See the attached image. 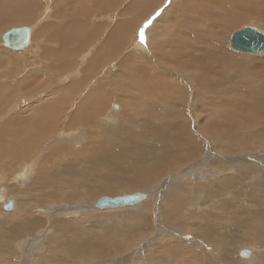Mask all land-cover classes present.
<instances>
[{"label":"bare ground","instance_id":"6f19581e","mask_svg":"<svg viewBox=\"0 0 264 264\" xmlns=\"http://www.w3.org/2000/svg\"><path fill=\"white\" fill-rule=\"evenodd\" d=\"M35 1L36 0H0V29L2 30V28L8 25H13L1 32L0 47L3 46L1 35L11 28L30 27L31 29L29 42L22 49L13 50L3 46L4 50L1 49L0 53L15 54L21 52L19 53L21 56L23 55L22 51L32 45L31 40L33 38V32L35 31L34 26L31 24L23 25L22 23L26 20L32 21L35 18V16H29L30 13L35 14L33 7V2ZM66 1L64 0L65 3ZM108 1L110 0L100 5V1L96 0L95 3L92 2L91 7L89 4H84V6L78 4L77 12H73L75 13L74 19L73 16H71L68 21L74 23L75 19L80 20L69 27V32L74 30L75 35L72 37L64 36L60 38L62 41H59L62 43L60 44V49L54 53L60 52L63 56L58 57L53 63L51 62V66L61 68L65 71L67 70L64 69L65 67L68 68L69 65H72L70 58L73 59L75 57L71 55V48L73 47V43H76V35L82 36L83 34V36L86 37H90L91 35V26L86 24L89 18L87 11L92 9V11L96 13L95 16H92L93 18L96 16L102 18V13H108L109 7L111 5L114 6L113 2V4L110 5ZM141 1L136 0L132 5L128 4L132 6V8H129L133 14H136V10L141 6ZM164 1L161 2L164 3L160 6L161 8L159 7L160 3L157 2L159 3V5H157L158 8L161 9L160 15L158 13L156 16L158 17L159 15L157 21L152 22L156 17H150L156 9H152L153 11L151 10L152 12L147 14L148 16H144L142 20L138 18L140 16H135V18H137V27L141 26L149 17L153 24L150 25L149 32V26H147L141 29L139 33L135 32L130 36L128 35L130 38L127 39V41L129 40L128 44L134 42L135 45L132 44L134 48L138 50H132L130 55L129 53L125 55L129 56L130 62H134L138 57L149 61L155 58V55H158L156 53L162 56L165 53L164 50H167V53L170 51V44H168L167 41L172 42V37L174 34H177V32L172 33L173 25H170V27L165 26L167 22L171 23V21L173 22L175 20L166 19L169 10H164L168 7L165 6L166 2ZM174 1L175 0H170V4ZM180 1L183 2L184 0ZM54 2L57 1H53L52 6H54V9L51 8L50 11L53 12V16L56 15V5ZM115 4L116 7H114L117 8L120 3L115 2ZM144 4L142 6L143 8ZM151 4H149V6H151ZM183 4L187 5L185 2H183ZM49 5H45L46 9L48 7L47 11L49 10ZM215 6L222 8V14H218L213 18L217 23L209 24L205 21L203 16H198L196 12L189 14L187 13L188 11L186 12V16L184 15L185 17L182 14L183 11H181L179 12L181 17L175 18L176 20L186 19L184 22L188 20V35L183 45L179 42L183 47L180 46L179 53H176L175 56L171 55V66H173V68L169 69L170 71L168 72L170 73L165 72L166 76L169 78L168 82L166 78V81L165 79L162 81L157 78L155 81L153 80L154 82L152 81L153 84L156 83L155 85L144 84L133 86L126 82L121 85H115L111 80L108 81L107 84H111L115 88L110 97L104 94V89H99L101 91L100 94L99 92H93L90 95L87 94V96L80 100V102L86 103H69L70 107L60 99V96L62 97V95L65 94V89L69 88L68 86L63 87L64 85H55L52 88L44 87L45 89L43 90H41V86L36 89L25 88L24 90H27L24 91V94L27 92L28 95L32 94L31 96L27 95L28 97H23L28 104H24L25 106L22 108H17L18 114H14V116H12L11 113L16 107L14 104H11L10 106H14L13 110L8 109V114L6 113L7 110L5 112L7 115L5 117H0L1 121L3 118H6L9 113L11 116L4 124H0V170L2 171L0 174V182L4 183L6 179L9 181L14 179L12 182L15 183L10 186L8 182H5L4 184L6 187H0V205H5L9 200H12L13 209L10 212L2 213V216L6 214L10 217L12 214L15 215V211H19V213H17L19 219H25V221L22 222L24 226L16 229V220H10L11 227L6 234V240H9L8 237H13L11 241L7 242H10L12 247L19 249L18 251L21 253L20 261L22 264H70L71 262H79V264H125L124 261L129 259V254H125L124 250L131 249V245H133L132 242H134L132 239L129 241L128 238L130 235H132L133 238L136 234L141 240L144 239L143 241H145L146 246H159L158 251L151 252L147 255L148 259L153 264H185L182 261L178 262L174 259L179 251L177 253L173 251V249L179 244H162V246H160L159 243L164 239L161 238L164 234L166 236L171 235V237L174 236L183 239L185 235H187V231L193 234L194 236L192 237L195 239L199 237V240L202 241V247L204 241H209L212 245L211 247H222V256L225 258L233 257L234 260L238 258L242 261H246V264L249 262L252 264H264L263 240L255 239L254 242H257L258 245H250L251 247H249L248 244H245L246 246L240 244L236 245V243L232 244L230 241L225 245L224 240L222 238L219 239L218 235H216L219 233L217 228L214 227L215 230L213 231L210 227L207 228L205 226L206 224L204 223L211 218L208 214L204 212L200 213V221L196 225L195 223L189 224L178 216L181 211V205L186 200L188 201V199L194 202L205 195L206 198L215 200L219 197L223 198V195L229 191V196L243 197L246 195L248 199L252 201L247 203L252 211H249L248 207L245 209L238 208V210L241 211L240 216H245L243 221L232 220L229 214L228 216H223L221 220H224L226 223L231 222L238 227L250 230V233H253V230L261 229L263 231L264 229V221L261 225L259 223V214H257L260 210L261 212L264 210V199H261V197L258 198V196H261L260 191L264 189V56L249 58L251 55H241L237 51H235V53L237 52L236 54L229 50L228 54L220 51V41L224 44L226 33H228L229 29L231 30V27L235 26L236 23L240 24L241 21L239 20L254 18L258 24L264 25V0H220L215 2ZM72 7L71 9H73ZM133 7L135 8L133 9ZM57 8H59V5ZM197 9L199 13L203 12L201 7H197ZM122 10L124 11V9ZM138 10L140 11V9ZM175 10H179V8H172L171 12ZM142 12L143 10L141 13ZM45 13L47 16L48 12ZM119 13H122V11H118L117 14ZM37 14L38 10H36L35 15ZM63 14L66 15L67 13L63 11ZM69 14L72 15L71 13ZM83 15L85 16V21H81ZM42 18L44 17L42 16ZM131 20L130 23H132ZM222 20L223 22H229L218 32L213 26L218 25ZM127 22L128 21H126V23ZM175 22L177 24L179 21ZM187 23L185 22V24ZM176 24L174 23V26H176ZM75 26L76 28L74 29ZM98 26V24H93L94 30H96ZM177 27L180 28V25ZM101 30H103V28ZM113 30L115 29L113 28ZM182 30L184 29H181V32ZM119 31H115L113 38H106L107 40L102 42V46L98 48L96 53L94 52L91 57L87 55V49L84 48L86 46H82V48L85 49L84 52L81 50L79 53L82 63L90 67L92 71L94 63L97 62L96 60L98 58L102 57L101 59H103L104 54L108 51H110V54H113V50L116 51L117 49L115 48L121 43V38L119 36L121 32ZM63 32L64 31L61 33ZM109 33L112 35L111 32ZM186 33L180 34L183 35ZM221 35L224 37H221ZM58 36L59 35H55V38ZM37 41L41 42L40 40ZM179 43L177 41V44ZM212 45L213 49H211ZM171 46L172 45H170V47ZM226 48H228V46ZM117 52L118 50L116 53ZM41 53L42 52H40V54ZM221 53H224L228 57L226 65H228V70L231 73L227 78L223 77L218 80L215 85L218 106L214 128L211 129V127L206 124L205 119L210 114L208 109H215V107L209 105L208 102L205 87L209 85L206 80V74L210 73V71L204 64V60L207 56L213 62L220 61L219 57ZM50 54L45 53L44 59H49ZM119 55H121V53ZM157 57L159 58V56ZM12 60H14V58ZM69 61H71V63ZM244 61L248 62L249 65L253 63H257L258 65L254 68L243 66L248 72L244 75L243 71L238 69V67L241 66L239 64L244 63ZM35 62L33 63L35 64ZM49 62L50 60L44 63L48 64ZM36 65H33V67ZM135 65L138 66L137 60ZM229 66L233 67L229 68ZM37 69L39 68L37 67ZM234 69L237 71L235 72ZM45 70L49 71L51 69L46 68ZM77 71L78 70H76V72ZM171 75L174 77L172 78ZM62 76L59 82L64 83L70 76H73V73L71 71ZM156 76L158 77L159 75ZM25 80H27V78ZM95 86L96 85L93 87ZM102 87L104 88L103 85ZM19 88L20 90L23 89L20 86ZM119 88L126 92L121 95V97L124 96V98L121 99L122 106L116 103L110 104V100L118 96ZM80 89H83V87ZM66 91L68 92L69 89ZM130 91L138 93L137 97H135V99L133 98V100L129 99L131 97L130 95L133 94ZM17 92L20 93L21 91L18 89L16 91L15 89L5 88L1 93L0 102L5 101L9 93L14 95ZM231 92L235 94L232 95L230 94ZM21 93L23 94V92ZM42 94H44V97L38 98L39 100H33L36 96ZM96 97H99L97 101L95 100ZM236 97L241 98L244 101L245 107L249 109V111H252L250 113L247 112L248 114L242 116L238 121L236 119H229V117L234 114L236 108L230 107L229 105ZM19 99L21 103L22 98L19 97ZM110 106L112 107L110 108ZM81 107H83V110ZM86 107H92L91 109L95 113L90 114V112H85L84 109ZM108 109L110 110L108 111ZM0 110L2 112V109ZM244 121H247V123H244ZM61 126H65V129H59ZM54 129L56 132L54 131L52 133V138L48 140L45 137L46 139L43 140V148L44 145H46L45 153L40 154L41 152H38L40 155H34L33 158L22 161L21 157L33 154L34 150L35 152L38 151V146L42 144L39 143V141L43 135L45 136L46 133ZM46 141H49L48 144H45ZM169 141L175 142L177 147L172 149L168 148L165 144ZM110 152L118 154H116L117 156L115 157L114 154H109ZM111 155L115 158L113 157V159ZM211 157L213 158L208 162ZM42 163L45 165H41ZM173 166L181 167L172 174L169 173V177L166 176L167 170L171 169ZM42 167H47L51 170L47 172ZM211 167L217 169L219 172L212 171L210 169ZM139 168L140 170L136 172L135 170ZM178 172L182 174L171 178V175L174 176ZM197 173L200 175H197ZM12 174L15 175H13L14 178ZM190 174L194 177L191 181H198L190 185L188 182L181 183L183 182L182 180L177 182L184 175L189 176ZM164 176H166V178ZM255 178H257L256 181L249 186L252 188V193H240L243 190L242 188H247L246 181ZM234 183L236 185H234ZM200 193L201 196H198ZM103 199L120 205L114 207H100L99 204ZM22 201L27 203H24V205ZM224 204L226 203H220L216 205L215 208L220 209L221 205ZM227 205L226 207L230 209L234 207L233 203L230 202ZM32 206H34L38 212L37 215H34L35 218L32 219H36V221L31 220L27 222L29 218L27 217V211L24 210L23 212L22 209L32 208ZM151 211L155 212L158 219L157 222L160 221L161 224H157V226L154 224V229L153 223H151ZM39 213L47 216L49 220L52 221L51 227L49 226L51 229L57 228L54 221L57 219L58 213L72 214L74 215L73 217H78V215H80L79 218L72 220L73 224L62 226L64 228L62 231H65L69 235V239H72H67L69 241H65L66 239H64V242L61 243L55 242L53 250L50 248L52 251L55 250V252L47 251L50 244L46 237L48 232L51 231L50 228H46L43 225L37 230L35 228L37 232L34 231L32 233L33 230L31 228L43 222ZM263 214L264 213H262V215ZM187 215L188 214L184 217H188ZM214 219L216 220V218ZM64 220L68 221V218L67 220L64 218ZM161 220L163 221L161 222ZM218 222L221 223L220 221ZM87 223L106 226L107 230L106 227H103L104 230L110 231L112 233L111 235L114 237H111V235H103V232L102 235H95L93 233L94 237H90L87 234L84 236L78 235L79 231L84 234L83 231L87 229ZM49 224L50 223H48V225ZM72 225L78 227H73ZM117 234H119V236H117ZM50 235L51 234H49V236ZM65 235L64 237L67 238ZM54 238L56 239L55 236ZM186 238H189V236H186ZM6 240L4 242H6ZM192 241V243L195 244L196 241ZM235 245L237 246V251L234 250ZM183 246L186 248L185 245ZM231 248L236 254H234ZM228 249L231 252L228 251ZM43 250L47 251L46 254H37V252ZM9 252H11V249ZM16 253L17 252L13 253V255ZM190 253L191 249L186 248L184 254L190 255ZM207 253L214 254L210 250ZM7 254L8 252L0 251V259L5 260ZM217 254L220 253L218 252ZM206 256L207 260L203 264H215V261L209 258L210 256L207 254ZM233 258L230 260L232 261ZM212 259L215 260L213 257ZM81 260L83 261L80 262ZM227 263L231 264L232 262L230 263V261H228ZM0 264L3 263L0 262Z\"/></svg>","mask_w":264,"mask_h":264},{"label":"rangeland","instance_id":"374dc122","mask_svg":"<svg viewBox=\"0 0 264 264\" xmlns=\"http://www.w3.org/2000/svg\"><path fill=\"white\" fill-rule=\"evenodd\" d=\"M52 1V2H51ZM53 1H57V2H54V4L58 7L59 5V8H57L55 6V14L53 16V12H50L51 11V8L54 9V6H52L53 4ZM60 1V3H59ZM66 1V0H65ZM70 1V2H69ZM107 1V0H106ZM105 1V2H106ZM127 1L129 0H110L108 1V3L113 4L114 6L116 5V3H122V4H125ZM159 0H156L153 2V4L157 3ZM194 1V2H193ZM216 1H220V0H184L183 2H185V4L188 5V12L189 14H191L192 12H196L198 16H203L205 21L209 24L211 23H217L213 20V18L218 15V14H222V8H219V7H216L215 6V2ZM49 2V3H48ZM75 2V3H74ZM83 2V3H82ZM92 2L95 3L94 0H67L66 3L64 2V0H36L35 2H33V7H34V12L36 14V10H38V14L35 15L33 13H30L29 16H35V18L32 20V21H25L24 23H22L23 25H33L34 26V29L35 31L33 32V38L31 40L32 42V45L29 46L26 50L22 51L23 52V55H19V53H15V54H7V53H0V96H1V93L4 91L5 88H8V89H15L17 91V89L21 92H23V94L20 92H17L15 93L14 95L12 94H8L7 97H6V100L5 101H1L0 102V109H2V112L4 110V112L2 113L1 110H0V117H5L9 110H13L14 106L16 107V109H14L12 111V116H14V114H18L17 112V108H22L23 106L26 105V103L28 104V102H26V100L23 99L24 96L28 97V96H31L32 94L28 95V92L26 94H24V90L25 88H38L41 86V90L45 89L44 87H53L55 85H64L63 87H66L68 86L69 88H66L65 89V94L62 95V97L60 96V99L62 102H64L65 104H67L69 107H70V104H73L74 102H76V104L78 103H81V104H84L86 102H80V100L82 98H84L85 96H87V94H92L93 92H99L100 94V90L99 89H104V94L107 96L110 97V95L113 93L114 91V86L111 85V84H107L108 81H113L115 83V85H121L123 83H129L133 86H140V85H144V84H147V85H155L156 83L153 84V82L158 78L162 81H164L163 79H167V82L169 80V78L166 76L165 72L166 73H170L168 71H170L169 69L173 68V66H171V55L175 56L176 53H179V48L181 46V44L183 45L184 44V41H185V38L187 37L188 33L187 32V28L186 27V24L184 21H179L177 24L180 25V28H178L175 21H177L175 19V21H173L171 23H168V25H173L172 26V29H173V32H177V34H174L173 37H172V42L170 41H167L168 44L172 45L170 47L169 45V49L170 51H168L167 53V50H164V55L160 56L159 53H156L158 55H155V58L151 59V60H146L148 62H146L143 58H137V64L138 66H136V60L133 62H130L129 61V56H125V54H128V53H125L123 54L121 52V55H119V52L116 53H113V54H110V51H108L106 54H104L103 56V59L101 58H98L94 63V68L92 69L91 71V68L88 67L87 65H84V63H82L81 61V55L79 54L81 52V50L83 49L82 48V43H80L79 41L82 40V38L76 43L74 42L73 43V47L71 48L72 50V56H74L75 58L71 59L70 60L72 61V65L67 68L65 67L64 69H67L65 71H63L61 68H57V67H53L51 66V62L53 63L58 57L60 56H63L60 52H57L56 54L54 52H56L57 50L60 49V44H62L61 42V37H64V36H68V37H72L73 35H75V32L74 30L72 32H69V27L72 26V24L76 23L77 21H80V20H76L75 19V22L74 23H70L68 22L70 17L73 16V19H74V14L77 12L78 10V6L79 5H82L84 6L85 5H88L91 7L92 5ZM113 2V3H112ZM166 2L165 4L167 5L168 4V0L164 1ZM183 2H181L180 0H175L173 3H171L167 8H165L164 10H169L168 11V16L166 17V19H173L175 15V18H180L181 17V14L179 12L183 11L182 13L184 15H186V8L187 6L183 4ZM68 3V4H67ZM50 4V5H49ZM79 4V5H78ZM159 3L155 4L156 6L158 5ZM164 4V3H160L159 7ZM45 5H49V10L47 11V9L45 8ZM75 5V7H74ZM77 5V6H76ZM73 6V7H72ZM114 6H110V7H114ZM155 6V7H156ZM66 7V8H65ZM71 7L76 10L74 11L73 9H71ZM109 7V8H110ZM116 7V6H115ZM197 7H201V9L203 10L202 13H199L198 12V9ZM65 10H64V9ZM158 8V6H157ZM155 10V12H153L151 14V18L153 17H156L157 14L159 13L160 15V12H161V7L158 8ZM172 8H179V10H175L174 12H171ZM46 10V11H45ZM69 10V11H68ZM90 10V11H89ZM87 11V14L89 15V18L87 19V22L88 23H93V24H97L101 19L98 18V16L96 17H92V16H95L96 13L92 11V9H89ZM48 12L49 14V17H48V14L46 16V13L45 12ZM63 11H65V13H67L66 15L63 14ZM191 11V12H190ZM75 12V13H73ZM43 13V14H42ZM62 13V14H61ZM69 13H71L72 15H70ZM177 13V14H176ZM158 15V17H159ZM42 16L44 18H42ZM188 16V15H187ZM190 16V15H189ZM40 17V18H39ZM46 17V19H45ZM158 17L157 20H158ZM77 18V17H76ZM155 18V19H156ZM36 19V20H35ZM42 19V20H41ZM254 18H251V19H247V20H239L241 21L240 24H235V26L231 27L232 29L230 30L229 29V32L226 33L225 35V42L223 44V42L220 41V51H223L224 53L228 54V50L232 53H235V50L233 51V49H231V47L229 46V39H230V36L231 34L238 30V29H241L243 27H246V26H251V27H255L257 29H260L264 32V25L263 24H258L257 21L252 20ZM151 19H149L148 21H146L145 23H143L141 29H144L146 28L147 26H149L148 28V32H149V29H150V25H151ZM156 20V21H157ZM185 20V19H184ZM251 20V21H250ZM81 21H85V16L83 15V17L81 18ZM98 21V22H96ZM238 21V23H239ZM38 22V23H37ZM114 22V21H112ZM149 22V23H147ZM229 21H224L223 20L221 21V23H219L218 25H215L213 26L215 28L216 31H220L223 26L226 25V23H228ZM105 23H108V21H106ZM174 23L176 24V26H174ZM109 24V23H108ZM21 25V24H19ZM91 26V24H89ZM260 25V26H259ZM13 26V25H12ZM11 25H8L6 26L5 28H2V30L0 29V34L1 32L7 30L9 27H12ZM136 27H137V23L135 25V30L132 31L131 35L134 34L136 32ZM170 27V26H169ZM263 27V28H262ZM49 28V29H47ZM76 28V26L74 27V29ZM180 30H178V29ZM4 29V30H3ZM68 29V30H67ZM177 29V31H176ZM181 29H184L182 30L181 32ZM175 30V31H174ZM62 31H64L63 33H61ZM68 31V32H66ZM186 31V32H185ZM179 32V33H178ZM66 33V34H65ZM182 33H186V34H183L181 35ZM71 34V35H70ZM39 35V36H38ZM54 35V36H53ZM55 35H59L58 37L55 38ZM62 35V36H61ZM186 35V36H184ZM51 36V37H50ZM177 36V37H176ZM179 36V37H178ZM37 37V38H36ZM85 37V36H84ZM181 37V38H180ZM221 37H224L223 35H221ZM39 38V39H38ZM45 40V41H43ZM55 38V39H54ZM68 39V38H67ZM130 39V38H129ZM178 39V40H177ZM37 40H40L41 42H38ZM98 40V35H94V46H97L98 44H96ZM227 40V41H226ZM38 43H37V42ZM61 41V42H59ZM177 41L178 43L181 42V44H177ZM83 43H86V42H83ZM134 44V42H131ZM130 43V52L134 49L133 48V44ZM137 44V43H136ZM30 45V44H29ZM38 45H39V48H38ZM135 45V44H134ZM218 45H219V41H218ZM48 48H47V47ZM127 46V44H126ZM228 46V48L226 47ZM37 47V48H36ZM46 47V48H45ZM182 47V46H181ZM4 47H0V50H4L3 49ZM30 48V49H29ZM183 48V47H182ZM39 49V50H38ZM211 49H213V45L211 46ZM31 50V51H29ZM78 50V51H77ZM84 50V49H83ZM183 50V49H182ZM217 50H218V46H217ZM8 51V50H7ZM134 51V50H133ZM145 51V50H144ZM172 51V52H171ZM36 52V53H35ZM39 52V53H38ZM40 52H42L40 54ZM84 52V51H83ZM96 53V49L95 50H91L90 51V54L88 53V55L91 57L93 53ZM130 52H129V55H130ZM238 52V51H237ZM236 52V53H237ZM30 53V54H29ZM45 53H48L50 54L49 56V59H44V54ZM59 53V54H58ZM77 53V55H76ZM172 53V54H171ZM224 53H221V56L219 57L220 61H215L213 62L209 57H205V60H204V64L207 66V68L209 69L210 73L206 74V80L208 81L209 85H207L205 87L206 89V92H207V96H208V102H209V105L215 107V109H208L210 114L209 116L206 117L205 119V122L208 126L211 127V129L214 128V122H215V119H216V115H217V97H216V83L218 80H220L221 78L223 77H228L230 75V71L228 70V65H226V61L228 59V57L224 54ZM235 53V54H236ZM241 55H247V56H250L249 58H257V57H261V56H264V51H261L260 53L258 54H248V53H242V52H239ZM5 54V55H4ZM37 54V56H36ZM79 54V56H78ZM8 55V56H7ZM115 55V56H114ZM253 55V56H252ZM12 56V57H10ZM114 56V57H113ZM118 56V57H116ZM159 56V58L157 57ZM9 57V59H8ZM110 57V58H109ZM116 57V58H115ZM166 57V58H165ZM4 58V59H3ZM8 60H7V59ZM14 58V60H12ZM19 61H18V59ZM26 58V59H25ZM30 60H29V59ZM38 58V59H37ZM157 58V59H156ZM161 58V59H160ZM17 59V60H16ZM28 59V60H27ZM32 59V60H31ZM156 59V60H155ZM160 59V60H159ZM170 59V60H169ZM10 60V61H9ZM44 60V61H43ZM50 62L48 64H45L44 62L45 61H49ZM74 60V61H73ZM161 60H164V61H161ZM7 61V62H6ZM10 63H9V62ZM12 61V62H11ZM27 61V62H25ZM32 61V62H31ZM37 61V62H35ZM42 61V62H41ZM71 61H69L71 63ZM35 62V64L33 63ZM87 62V61H86ZM23 63V64H22ZM26 63V64H25ZM166 63V64H165ZM37 64V65H36ZM82 64V65H81ZM87 64V63H86ZM98 64V65H97ZM103 64V65H102ZM33 65H36L39 69H37L36 66L33 67ZM74 65V66H73ZM238 67V69H241L244 73V75H246L248 72L243 68L244 67H247V68H254L255 66H257L258 64L257 63H253L252 65H249L248 62L244 61V63H240ZM43 68H41V67ZM164 66V67H163ZM120 67V69H119ZM230 67H233V66H229ZM46 68L48 69H51V70H45ZM54 68V69H53ZM36 69V70H35ZM44 69V70H43ZM97 69V70H95ZM33 70V71H32ZM73 73V76H70L64 83L62 82H59L61 81L62 79V75L66 74V73H69L71 72ZM76 70H78L76 72ZM68 71V72H67ZM81 71V72H80ZM98 71V72H97ZM118 71V72H116ZM234 71L236 72L237 70L234 69ZM85 72V73H84ZM34 73V74H33ZM52 73V74H51ZM70 75V74H69ZM72 75V74H71ZM156 75H159L158 77ZM28 76V77H26ZM91 76V77H90ZM155 76V77H154ZM172 78L174 77L173 75H171ZM2 77V78H1ZM60 77V78H59ZM88 77V78H86ZM27 78V80L25 79ZM93 78V80H92ZM151 78V79H149ZM47 79V81H46ZM165 79V81H166ZM20 80V81H19ZM85 80V81H84ZM154 80V81H153ZM9 81V82H8ZM28 83H26V82ZM153 81V82H152ZM21 82V83H19ZM57 83V84H56ZM20 84V85H19ZM72 85V86H71ZM94 85H96L95 87H93ZM102 85L104 86V88L102 87ZM3 86V87H1ZM8 86V87H7ZM19 86L23 89L20 90ZM71 86V87H70ZM18 87V88H16ZM81 87H83V89H80ZM75 90H74V89ZM33 89V90H34ZM40 89V88H39ZM69 89V91L67 92L66 90ZM31 90V91H33ZM40 90V91H41ZM79 90V91H78ZM38 91V90H37ZM36 92V91H35ZM132 92L133 94L130 95L131 97L129 98L130 100H133V98L135 99V97H137L138 93L134 92V91H130ZM128 92V93H130ZM191 92H192V88H191ZM124 93H126L125 91H123L121 88H119V94L117 97H113L111 100H110V104L112 103H116V104H119L120 106H122V100L124 98V96L121 97V95H123ZM18 94V95H17ZM22 94V95H20ZM38 94V93H37ZM187 94V93H186ZM230 94L234 95L235 93L231 92ZM28 95V96H27ZM43 95V96H42ZM40 96H36L33 100H37L38 98H42L44 97V94H42ZM19 97H21V103H20V99ZM99 97H96L95 100L97 101ZM156 98V97H154ZM18 99V100H16ZM63 99V100H62ZM86 99V98H85ZM121 101H120V100ZM16 100V101H15ZM24 100V101H23ZM39 100V99H38ZM93 100V101H95ZM23 101V102H22ZM14 102V103H13ZM25 102V103H24ZM38 102H41V101H38ZM16 103V104H15ZM20 103V104H19ZM37 103V102H36ZM35 103V104H36ZM70 103V104H69ZM263 103H264V100H263ZM13 105L14 106H10V105ZM25 104V105H24ZM92 104V103H91ZM22 105V106H21ZM230 107H236L235 108V112L234 114H232L229 119L230 120H234L236 119L237 121L241 119L242 116H245L247 115L248 113L247 112H252V111H249V109H247L244 105V101L241 99V98H237L235 100H233L230 105ZM8 107V108H7ZM10 107V108H9ZM112 106H110L111 108ZM12 108V109H11ZM92 107H86L84 110L85 112H90L91 113H95L92 109ZM241 108V109H239ZM9 109V110H8ZM81 109L83 110V107H81ZM8 110V111H7ZM19 110V109H18ZM110 109H108L109 111ZM244 110V111H243ZM7 111V112H6ZM241 111V112H239ZM5 112L7 114H5ZM17 112V113H16ZM2 113V115H1ZM5 114V115H4ZM11 116H10V113L9 115L6 117V118H3L1 121H0V124L1 123H5L8 119H10ZM1 119V118H0ZM236 121V122H237ZM238 123V122H237ZM244 123H247V121H244ZM81 125V124H80ZM246 125V124H245ZM65 126H61L59 127V129L64 128ZM55 131L52 130L51 132H48L45 134V136L43 135V137L41 138V140L39 141V143H42L40 144L38 147H39V150L35 152V150L33 151V154H29L28 156H25V157H21L22 161H24L25 159H31L34 157V155H38L40 152V154H44L45 153V150H46V145H44V148H43V140H45L46 138L48 140H50L52 137V133ZM58 131V130H57ZM56 132V131H55ZM48 136V137H47ZM46 137V138H45ZM49 141H46L45 144H48ZM171 143V144H170ZM165 145H167L168 148L172 149V148H176L177 147V144H175V142H167ZM39 152V153H38ZM43 152V153H42ZM39 154V155H40ZM109 154H114L115 157L117 156L116 154L118 153H112L110 152ZM112 157V155H111ZM114 157V156H113ZM112 157V158H113ZM114 157V158H115ZM113 158V159H114ZM213 157H211L208 162H210V160L212 159ZM41 165H45L44 163H42ZM191 165V163H190ZM47 166V165H46ZM181 166L179 167H176V166H173L171 169L167 170L166 172V176L172 174L173 172H175L178 168H180ZM208 167V165H207ZM43 168V167H42ZM44 170H46L47 172L50 171L51 169L50 168H47V167H44L43 168ZM212 171L214 172H219L217 171V169L211 167L210 168ZM139 169H136L135 171L137 172ZM2 173V171L0 170V174ZM170 173V174H169ZM182 173H176L174 176L171 175V178L173 177H176L178 175H180ZM189 174V173H187ZM14 174H12V177L14 178L13 176ZM197 175H200L199 173H197ZM166 176H164L166 178ZM169 177V176H168ZM193 175L190 174L189 176H186L184 175L181 179H179L177 182H180L181 180L183 182L181 183H185V182H188L189 185L190 184H193V182H197L198 180L196 181H191V179H193ZM257 178L255 179H251L249 181H246V186L247 188L245 187L242 188V192L240 193H252L251 189L249 186L251 183L255 182ZM14 179L12 180H5V182L7 183L8 182V185L12 186V184L14 185L15 183L12 182ZM254 180V181H253ZM4 182V183H5ZM245 182V181H244ZM0 182V187L4 188L6 187L5 184ZM236 183V182H235ZM234 183V185H236ZM158 186V185H157ZM172 186V185H170ZM240 186V185H239ZM248 190V191H247ZM159 191V190H157ZM228 192V193H227ZM223 196V198L219 197L217 199H211V198H206V196H202L198 201H191L190 199H188V201L186 200L182 205H181V211L179 212V217L180 218H183L187 223L189 224H193L195 223V225L200 221L199 219V214L204 212L206 214H208V216H210L211 218H209L207 220V222H205L204 224H206L205 226L207 228L210 227V229H213V231L215 230V228H217L219 230V233H217L216 235H218V238H222L225 242V245L228 243V241H230L232 244H235L236 245L240 244V245H243V246H246L248 244L249 247H251L252 245H258L257 242H254L255 239H261L264 241V229L263 231L260 229V230H253L252 232L254 233H250L251 231L250 230H246L244 228H241V227H238L236 226L235 224H232L231 222H225L224 220H221L223 216H230V218L233 220H238V221H243L245 216H240L241 214V211L238 210V208H246L248 207L249 208V204L247 203H250L252 202L250 199H248V197L246 195H244L243 197H234L233 195H230L229 196V191H227ZM203 193V192H201ZM201 193L198 195V196H201ZM232 193V192H231ZM261 193V196H258L261 197V199H264V189H262V191H260ZM260 195V194H259ZM197 197V196H196ZM221 198V200H220ZM243 198V199H242ZM186 199V198H185ZM217 200V201H216ZM227 200V201H226ZM8 201V200H7ZM232 201V202H231ZM233 203L234 207L232 209L226 207V205L228 203ZM26 204L27 202H24L22 201V204ZM222 204V203H226L224 205H221L220 209L218 208H215L216 205H219V204ZM24 204V205H25ZM3 206V205H2ZM0 205V251H3V252H8V254L6 255L5 257V260H2L0 259L3 264H22L21 263V253L18 251L19 249H16L14 247H12V244L10 242H7V241H11L12 240V236L11 237H8L9 240H6V234L9 232V229L11 227V221H15L16 220V225H15V229L16 228H22L24 225H22V222L25 221V219H22L21 218L19 219V216L17 215V213H19V211H15V215L12 214V216L10 215V217H8L6 214L5 216H2L3 214L2 213H7V212H10V211H6L3 209ZM228 206V205H227ZM34 206H32V208H28V209H22V211L24 212V210L27 211V217L28 221H31L33 218H35L34 215H37L38 212L36 211L35 207L33 208ZM158 207V205H157ZM225 207V209H224ZM223 208V209H222ZM215 210V211H214ZM249 211L252 209H248ZM154 211H151L150 212V217H151V223H153V229L155 226H157V224H160V221L157 222V217H156V214ZM230 212V213H229ZM255 212V211H254ZM211 213V214H210ZM262 213H264V210L257 214H259L258 216L260 217L259 219V223L262 225L263 224V221H264V214L262 215ZM186 214H188L187 216L188 217H184ZM216 214V215H215ZM219 214V216H218ZM225 214V215H224ZM31 215V216H30ZM41 219L43 220L42 223H40L39 225L37 226H33V228H31L32 230V233L35 231V228L36 230L38 228H40L41 226L44 225V227L46 228H50L51 225H52V221L49 220V218L47 216H44L42 215L41 213H39ZM72 214H59L57 215V219H55V223H56V229H51L50 228V232H48V235L46 237V239H48V242L50 244L49 246V249H47V251H51V252H55L52 251L53 250V245L55 246V242H64V239H66L65 241H69L71 239H69V235L65 232V231H62L64 230V226L65 225H71L73 224V221L72 220H75L77 218H79L80 215H78V217H73L74 215ZM16 218H15V217ZM64 216V217H63ZM218 216V218H217ZM31 217V219H30ZM63 217V218H62ZM73 219H72V218ZM13 218V219H12ZM60 218V219H59ZM62 218V219H61ZM64 218H68V221H65ZM70 218V219H69ZM154 218V220H153ZM216 218V220L214 219ZM243 218V219H242ZM59 219V220H58ZM242 219V220H241ZM11 220V221H10ZM20 220V221H19ZM64 220V221H62ZM7 221V222H6ZM32 221H36L35 220H32ZM155 223H154V222ZM163 220H161L162 222ZM218 221H220L221 223H219ZM254 221V220H252ZM6 222V223H4ZM66 222V223H64ZM71 222V223H70ZM48 223H50L48 225ZM59 223V224H58ZM61 223V225H60ZM155 224V226H154ZM48 225V226H47ZM100 224H91V223H87V229L84 232V234L79 231L78 232V235L80 236H84L85 234L89 235L90 237H94L93 236V233L96 235H102V232H103V235H111L112 233L109 231H105L104 228L106 226H98ZM161 225V224H160ZM209 225V226H208ZM50 226V227H49ZM60 228H59V227ZM63 226V227H62ZM73 226V225H72ZM224 226V227H223ZM232 226V228H231ZM32 227V226H31ZM73 227H78V226H73ZM104 227V228H103ZM215 227V228H214ZM63 228V229H62ZM193 229V228H192ZM223 229V230H222ZM103 230V231H102ZM106 230H107V227H106ZM242 230V231H241ZM53 231V232H52ZM101 231V232H100ZM37 232V231H35ZM59 232V233H58ZM63 232V233H61ZM81 232V233H80ZM108 232V233H107ZM92 233V234H91ZM135 233V232H134ZM49 234H51L49 236ZM53 234V235H52ZM66 234V235H65ZM82 234V235H81ZM187 235H185V237L183 239H181L180 237H174L171 235H165L161 238L163 240H161V242L159 243L160 246L163 245H166V244H179L178 246L174 247L175 249H173V251L177 252L179 251V253L177 254V256L174 257V259L178 262L182 261L184 262L185 264H203L206 260H207V256H210L209 258H211V260L215 261L214 263L215 264H226L228 261H230L231 264H246L247 262L246 261H242L240 259H236L234 260L233 257H230V258H225L224 256H222V247L219 248L218 246H216V248H219V249H216L214 248L215 246L211 247V243L208 241H204L203 242V247H202V241L199 240V237H197V241L194 237L193 234H191L190 232L187 231L186 233ZM191 234V235H190ZM67 236L66 237H64ZM49 236V237H48ZM54 236L56 237V239L54 238ZM63 236V237H62ZM117 236H119V234H117ZM166 236V237H165ZM170 236V237H169ZM186 236H189V238H186ZM111 237H114L113 235H111ZM52 238V239H51ZM50 239V241H49ZM60 239V240H59ZM69 239V240H67ZM134 240L133 245H131V249L129 248L128 250H124V253L125 254H129V259H127L125 262V264H153L149 259H148V254H150L151 252H156L158 251V247L159 246H146L145 245V241L141 240L140 237L136 235L133 236L132 238V235L129 236L128 240L131 241ZM6 240V242H4ZM52 240V241H51ZM170 240V241H169ZM176 240V241H174ZM194 240L195 244L192 243ZM179 241V242H178ZM245 241V242H244ZM251 241V242H250ZM3 242V243H2ZM171 242V243H170ZM206 243V244H205ZM210 243V244H209ZM251 243V244H250ZM257 243V244H256ZM189 244H194V245H189ZM246 244V245H245ZM186 246V248H190L191 249V253L190 255L189 254H184L185 253V249L184 246ZM201 245V246H200ZM210 245V246H209ZM234 246L235 247V251L237 246ZM251 245V246H250ZM133 246V247H132ZM206 246V247H205ZM6 249H5V248ZM11 247V248H10ZM233 247V248H234ZM239 247V246H238ZM52 250H51V249ZM145 248V249H144ZM214 248V249H213ZM4 249V250H3ZM11 249V252H9ZM157 249V250H156ZM209 249L211 252H213L214 254H209L207 252H209ZM232 249V248H231ZM141 250V251H140ZM144 250V251H143ZM155 250V251H154ZM194 250V251H193ZM232 249V251L234 252V254H236V252ZM45 250L43 251H39L37 252V254H41V255H44L46 254ZM126 251V252H125ZM204 251V252H203ZM206 251V252H205ZM228 251H230L228 249ZM17 252L16 254L13 255V253ZM193 252V253H192ZM220 253V254H217V253ZM231 252V251H230ZM216 253V254H215ZM194 254V255H193ZM198 254V255H197ZM202 255V256H201ZM204 255V256H203ZM213 255V256H212ZM34 256V255H32ZM200 256V257H199ZM15 257V258H14ZM195 257V258H194ZM203 259H202V258ZM215 258L214 259H212ZM32 258V257H31ZM132 258V259H131ZM198 258V259H197ZM220 258V259H219ZM233 258V260L231 261L230 259ZM170 259V258H169ZM196 259V260H195ZM200 259V260H199ZM205 259V260H204ZM223 259V260H222ZM32 260V259H31ZM199 260V261H198ZM203 260V261H202ZM17 261V262H16ZM83 260H81L80 262H82ZM142 261V262H140ZM146 263H145V262ZM156 261V260H155ZM148 262V263H147ZM201 262V263H200ZM239 262V263H238ZM70 264H79V262H71ZM123 264V263H121ZM171 264V263H170ZM172 264H175V263H172ZM228 264V263H227ZM248 264H252V263H248Z\"/></svg>","mask_w":264,"mask_h":264},{"label":"crops","instance_id":"0c3cea01","mask_svg":"<svg viewBox=\"0 0 264 264\" xmlns=\"http://www.w3.org/2000/svg\"><path fill=\"white\" fill-rule=\"evenodd\" d=\"M94 1H96V0H94ZM100 1V5L103 3V2H105V0H99ZM133 0H129V1H127L125 4H122L121 2H120V4H119V6L117 7V8H115V7H110L108 10H109V12L108 13H102L103 14V17L102 18H100L101 20L98 22V21H96V22H98L97 24L99 25L98 26V28H96V30H94V27H93V23H88L87 21H86V24H91V28H90V30H91V35H90V37H84L83 36V34H82V36H77L76 35V37H77V42L82 38V40H80L79 42L81 43L82 42V44H85V43H83V42H86V44L85 45H82V46H86V47H84L85 49H87V52L88 53H90V51L91 50H97L98 48H100L101 46H102V42H104V41H106L108 38H113L114 36V33H115V31H119V29H120V31L119 32H121V33H119V36H120V38H121V43H122V45H121V43L120 44H118L117 45V48H115V49H117L118 50V52H119V54L122 52L123 54H125V53H129L130 52V48H131V46H130V44H128V42H129V40L127 41V39L129 38V36L131 35V33H132V31L133 30H135V25H136V19L137 18H135V16H140V17H138V18H141V20H142V18H144V16H148L147 14H150L153 10L152 9H156L157 8V6L156 5H154L153 4V1H156V0H143V1H141L140 3H141V6L138 8V9H140V11L137 9L136 10V14H139V15H136V14H133L132 12H131V9L129 8V7H131L132 8V6H129V5H132V3L134 2L135 3V1H133ZM145 1V2H144ZM146 1H147V3H146ZM162 1H164V0H159L158 2L159 3H161ZM146 3V4H144V3ZM144 4V8L142 7L143 6V4ZM152 3V4H151ZM129 4V5H128ZM149 4H151V6H149ZM157 4V3H156ZM169 4H170V0H168V4L166 5L165 4V6L167 7V6H169ZM159 5V4H158ZM127 6V7H126ZM154 8H153V7ZM155 6H156V8H155ZM187 6V10H186V12L188 11V5H186ZM147 7H148V9H149V11H148V9H147ZM126 8V9H125ZM135 7H133V9H134ZM151 8V9H150ZM122 9H124V11L126 12H124ZM129 10V11H128ZM143 10V15H142V13H141V11ZM152 10V11H151ZM118 11L119 12H121L122 11V13H119V14H117L118 13ZM128 11V12H127ZM147 11V12H146ZM115 12V13H114ZM138 12V13H137ZM155 12V11H154ZM99 13H100V11H99ZM131 13V14H130ZM161 13V12H160ZM120 14H122V15H120ZM125 14V15H124ZM134 16H133V15ZM177 14V13H176ZM183 14V13H182ZM124 15V16H123ZM130 15H131V17H130ZM122 16V17H121ZM175 16H177V15H175ZM175 16H174V18H173V20H175ZM183 16H184V14H183ZM186 16V15H185ZM184 16V17H185ZM126 17V18H125ZM132 19V20H131ZM134 19H135V21H134ZM150 19V17L147 19V20H145L144 22H146V21H148ZM125 20V21H124ZM130 20L132 21V23H130ZM157 19H153V21L152 22H155ZM181 19H179V20H177V22L178 21H180ZM186 20V19H185ZM106 21H108V23H105ZM112 21H114V22H112ZM122 21H124V22H122ZM126 21H128L127 23H126ZM134 21V22H133ZM181 21H184V19H182ZM143 22V23H144ZM151 22V24H153ZM188 22V20L186 21V23ZM121 23V24H120ZM125 23V24H124ZM143 23H142V25H143ZM169 23V22H168ZM96 24V25H97ZM120 24V25H119ZM131 24H132V27H131ZM171 24H172V21H171ZM188 24H189V22L186 24V26H187V33H188ZM95 25V24H94ZM124 27H123V26ZM142 25L141 26H139V27H137V29H136V33H139L140 32V30H141V27H142ZM121 26V27H120ZM165 26H167V27H169L170 25H168V24H166ZM99 27H102L103 28V30H101L102 28H99ZM118 27V28H117ZM125 27H126V29H125ZM113 28L115 29V30H113ZM139 29V30H138ZM99 30V31H98ZM107 30V31H106ZM111 30V31H110ZM121 30H123V31H121ZM97 31V32H96ZM113 31V32H112ZM96 32V33H95ZM109 32H111L112 33V35L109 33ZM109 33V34H108ZM125 33V34H124ZM93 34V35H92ZM100 36H99V35ZM104 34V35H103ZM94 35H98V40H97V42H96V44H98L97 46H94ZM123 35H124V37H123ZM129 35V36H128ZM110 36H112V37H110ZM79 37V38H78ZM85 38H86V40H85ZM88 38H89V40H88ZM107 38V39H106ZM100 40V41H99ZM89 41V42H88ZM91 41V42H90ZM133 41V40H132ZM127 43V46H126V43ZM131 43V42H130ZM124 44V45H123ZM132 44V43H131ZM123 46V47H122ZM83 48V49H84ZM133 48H134V46H133ZM82 49V50H83ZM84 49V50H85ZM83 50V51H84ZM116 50V51H117ZM133 50H136V51H138L136 48H134ZM116 51L115 50H113V52L112 53H114L115 52V55H116ZM125 52V53H124ZM88 53H87V55H88ZM125 55H128V54H125ZM89 56V55H88ZM119 69H120V67H119ZM116 72H118V71H116Z\"/></svg>","mask_w":264,"mask_h":264},{"label":"water","instance_id":"95a60500","mask_svg":"<svg viewBox=\"0 0 264 264\" xmlns=\"http://www.w3.org/2000/svg\"><path fill=\"white\" fill-rule=\"evenodd\" d=\"M30 32V27L11 28L1 35L2 45L13 50H20L28 44ZM229 46L238 52L258 54L264 51V32L251 26L243 27L231 34ZM116 205L120 204H114L107 199H103L99 204L100 207H114ZM3 209L11 211L13 209L12 200L3 205Z\"/></svg>","mask_w":264,"mask_h":264},{"label":"snow or ice","instance_id":"6c2138e0","mask_svg":"<svg viewBox=\"0 0 264 264\" xmlns=\"http://www.w3.org/2000/svg\"><path fill=\"white\" fill-rule=\"evenodd\" d=\"M142 39H143V37H142Z\"/></svg>","mask_w":264,"mask_h":264}]
</instances>
